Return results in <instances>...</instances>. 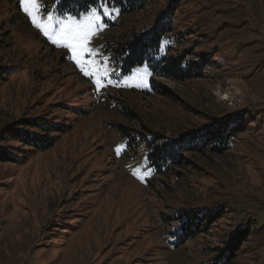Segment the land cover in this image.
I'll list each match as a JSON object with an SVG mask.
<instances>
[{"label": "rangeland", "instance_id": "rangeland-1", "mask_svg": "<svg viewBox=\"0 0 264 264\" xmlns=\"http://www.w3.org/2000/svg\"><path fill=\"white\" fill-rule=\"evenodd\" d=\"M59 1L40 0L41 18L45 8L52 12L57 31L61 20L88 23L92 8L60 14ZM113 8L94 29L92 43L112 72L111 84L97 92L63 40L35 28L18 0H0V134L47 127L55 138L45 150L1 142L16 159L0 162V264H206L211 254L202 248L246 226L250 234L231 264H264V0ZM166 8L176 36L162 45L175 46L176 37L194 45L202 72L182 82H151L146 63L124 72L112 48ZM228 115L246 122L231 149L189 153L190 164L171 170L178 176L147 166L151 133L177 136ZM117 146L126 151L117 155ZM137 167L138 175L148 171L144 179L133 175ZM174 208L222 209V216L186 250H171L162 218Z\"/></svg>", "mask_w": 264, "mask_h": 264}, {"label": "trees", "instance_id": "trees-1", "mask_svg": "<svg viewBox=\"0 0 264 264\" xmlns=\"http://www.w3.org/2000/svg\"><path fill=\"white\" fill-rule=\"evenodd\" d=\"M147 0H110V6L117 7L120 13L139 12L145 9ZM104 0H60L56 10L60 14L79 15L103 3ZM171 9L160 11L152 24L138 33L124 39L118 47L112 48L116 61H121L123 71L128 72L135 66L146 63L150 69L154 82L155 77H164L175 81H186L202 72V64H198L192 52L194 45L182 46L176 37V45L163 46L164 37L174 38ZM179 47V48H178ZM245 123L237 120L233 115L224 119L209 121L193 130L185 131L177 136L161 133H151V139H145L147 146V166L156 175L164 176L172 169L188 165L189 153H222L232 148L238 135L245 132ZM32 125L36 126L37 123ZM31 129H12L7 137L0 134V162H15L16 156L10 152L7 145L1 144L4 138L16 141L18 144L30 146L32 150H45L51 147L55 138H51L45 131ZM2 135V136H1ZM132 141V140H130ZM129 141V142H130ZM180 173L176 172L175 176ZM222 209L202 212L198 209L174 208L162 218L164 236L167 247L171 250L187 249V244L206 236L215 223L220 220ZM250 226L240 227L228 240L216 248L201 252L208 257L206 264H231L237 257L241 246L250 234ZM207 260V259H206Z\"/></svg>", "mask_w": 264, "mask_h": 264}, {"label": "snow or ice", "instance_id": "snow-or-ice-1", "mask_svg": "<svg viewBox=\"0 0 264 264\" xmlns=\"http://www.w3.org/2000/svg\"><path fill=\"white\" fill-rule=\"evenodd\" d=\"M18 6L26 14L32 25L37 28L44 36L52 39V34L57 35L63 44L60 45L68 49L72 54L75 65L80 68L81 72L92 80L94 88L97 92H101L109 84H111L110 76L112 72L107 67L108 58L102 57L97 52L92 41L95 36L94 29L99 30L105 25L102 23L103 17L110 16L116 11L110 6V0H104L100 5V9L92 8L87 20L88 23L83 24L76 22L74 18L68 21L61 20L59 22V30L53 27V13L47 11V20L41 18V8L44 7L40 0H18ZM54 44H59L58 40H52ZM145 74L151 75L144 69ZM126 151V147L117 146L115 152L117 155ZM140 169L134 168L133 175H137L139 179H144V175H138Z\"/></svg>", "mask_w": 264, "mask_h": 264}]
</instances>
